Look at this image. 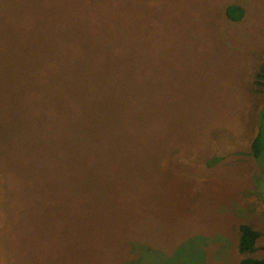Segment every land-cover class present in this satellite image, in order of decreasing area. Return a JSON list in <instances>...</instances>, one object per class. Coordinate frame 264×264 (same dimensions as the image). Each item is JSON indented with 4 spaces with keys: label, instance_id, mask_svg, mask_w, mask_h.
I'll return each mask as SVG.
<instances>
[{
    "label": "rangeland",
    "instance_id": "1",
    "mask_svg": "<svg viewBox=\"0 0 264 264\" xmlns=\"http://www.w3.org/2000/svg\"><path fill=\"white\" fill-rule=\"evenodd\" d=\"M2 1L32 18L22 35L40 43L52 33L47 23H59L60 36L65 22L70 48L86 40L90 65L115 72L145 102L136 123L130 117L115 132L134 142L111 164L154 184L113 196L94 178L110 164H93L83 168L92 207L80 201L75 212L50 217L14 212L4 198L0 264H238L240 224L259 232L252 256L264 258V152L250 153L264 129V86L256 94L253 85L264 67V0ZM36 153L18 161L40 166ZM58 157L32 173L47 198L63 196ZM62 165L72 172L61 183L82 169ZM9 169L0 164L4 197L26 180L25 171ZM114 179L116 186L121 178Z\"/></svg>",
    "mask_w": 264,
    "mask_h": 264
},
{
    "label": "trees",
    "instance_id": "2",
    "mask_svg": "<svg viewBox=\"0 0 264 264\" xmlns=\"http://www.w3.org/2000/svg\"><path fill=\"white\" fill-rule=\"evenodd\" d=\"M11 6L0 0V164L9 165L8 171L13 174L25 171L26 180L14 194L7 191V197L0 195V209H7L4 198H8V206L14 212L29 209L50 217L68 209L75 212L74 207L80 201L91 206L89 179L92 177L83 168L93 164H110L99 166L100 171H96L94 178L105 186L104 190L110 188L113 196H133L138 190H149L153 180L136 179L134 174L126 173V167L111 164L117 160L116 153L117 158L121 153L127 156L126 152L134 142L130 140L132 136L115 132L130 117L136 123L138 116L148 109L143 108L145 102L139 101L128 85L121 84L115 72L97 68V64L90 65L91 60L85 58L89 55L83 52L86 51V40L73 41L70 48L69 26L65 22L60 36H57L59 23H47L45 30L52 33L47 43H40L37 36L27 38L22 35L24 25L30 28L27 22L32 18ZM226 13L231 16L230 8ZM253 85L254 92L260 93L264 86V67L256 72ZM8 137H11L10 142ZM111 144L114 146L110 147ZM263 152L264 129L258 128L250 141V153L257 158ZM35 153L39 156L40 166L18 161L34 160ZM56 157L62 167L57 186L63 196L60 198L58 194V199L45 197L47 185L35 180L32 174L35 170L39 173L42 164L46 168L52 167L51 160ZM139 159L142 164L148 161H144L143 155ZM62 164H82V169L74 171L61 183L72 172ZM115 177L121 178L116 186ZM125 180L129 185L123 188ZM19 182L18 178L11 182L12 187H18ZM130 186L138 190L130 189ZM21 191L25 197L17 195ZM3 193L0 187V194ZM237 231L238 264H264V258L252 256L259 232L246 224H240ZM58 243L59 239L57 248L61 247Z\"/></svg>",
    "mask_w": 264,
    "mask_h": 264
}]
</instances>
